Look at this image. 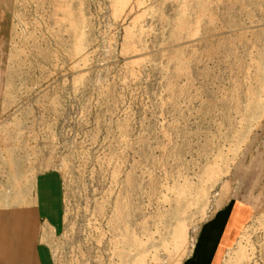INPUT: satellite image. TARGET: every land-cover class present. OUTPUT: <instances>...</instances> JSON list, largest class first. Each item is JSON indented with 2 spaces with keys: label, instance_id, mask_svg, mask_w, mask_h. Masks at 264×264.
Listing matches in <instances>:
<instances>
[{
  "label": "rangeland",
  "instance_id": "obj_1",
  "mask_svg": "<svg viewBox=\"0 0 264 264\" xmlns=\"http://www.w3.org/2000/svg\"><path fill=\"white\" fill-rule=\"evenodd\" d=\"M14 172L45 264H264V0H0Z\"/></svg>",
  "mask_w": 264,
  "mask_h": 264
},
{
  "label": "crops",
  "instance_id": "obj_2",
  "mask_svg": "<svg viewBox=\"0 0 264 264\" xmlns=\"http://www.w3.org/2000/svg\"><path fill=\"white\" fill-rule=\"evenodd\" d=\"M19 175L0 176V264H45L41 246L44 193L23 183ZM230 216L226 210L206 226L199 249L186 264H212Z\"/></svg>",
  "mask_w": 264,
  "mask_h": 264
}]
</instances>
